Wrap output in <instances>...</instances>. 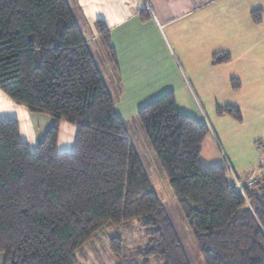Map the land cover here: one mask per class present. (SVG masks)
<instances>
[{
  "label": "trees",
  "instance_id": "obj_1",
  "mask_svg": "<svg viewBox=\"0 0 264 264\" xmlns=\"http://www.w3.org/2000/svg\"><path fill=\"white\" fill-rule=\"evenodd\" d=\"M252 12L258 21L259 10ZM95 25L116 64L107 26ZM229 59L218 52L212 60ZM231 87L237 90L240 81L232 78ZM0 88L54 118L33 151L20 139L16 119L0 120L3 264H78L77 253L87 243L96 247L99 230L133 219L148 237L137 252L143 264L151 258L194 264L149 163L114 110L112 89L71 0H0ZM216 111L242 120L236 105H217ZM135 119L192 233L200 264H264V178L243 184V195L227 167L206 165L200 154L208 126L179 111L173 91L144 105ZM61 120L76 127L72 152H57ZM107 240L112 255L121 257L122 237Z\"/></svg>",
  "mask_w": 264,
  "mask_h": 264
},
{
  "label": "crops",
  "instance_id": "obj_2",
  "mask_svg": "<svg viewBox=\"0 0 264 264\" xmlns=\"http://www.w3.org/2000/svg\"><path fill=\"white\" fill-rule=\"evenodd\" d=\"M199 1L71 0L112 89L114 110L127 123L128 118L134 119L140 108L169 91L174 92L179 111L205 123L206 116L204 118V110L197 99V92H203V80L194 66L202 39V33L196 26L203 22L213 26L223 25L225 42H230L229 47L214 45V49L223 50L220 53H229L230 59L215 65L214 79L208 80V84L215 83L229 89L231 79L237 78L240 88L244 84L264 88V66L260 65L262 61L258 55L253 56L264 42V0H206L207 4L198 6ZM203 9L206 10L201 12ZM254 10H259L258 21L255 20L257 15H253ZM96 21L104 22L109 30L116 64L99 37ZM200 21L202 23L198 25ZM248 30L253 31L256 37L249 39ZM211 36L215 41L218 36L223 38L215 28ZM254 41H257L255 47ZM231 45L238 51L237 61L233 58ZM204 96H207L205 92ZM229 104L242 109V105L234 101ZM1 119L18 121L19 137L31 151L44 139L54 123L51 115L29 110L0 88ZM222 136L226 138L223 133ZM75 138L76 127L61 120L57 152H72ZM237 176L244 179L247 174L240 170ZM3 262L4 253L0 252V264Z\"/></svg>",
  "mask_w": 264,
  "mask_h": 264
},
{
  "label": "rangeland",
  "instance_id": "obj_3",
  "mask_svg": "<svg viewBox=\"0 0 264 264\" xmlns=\"http://www.w3.org/2000/svg\"><path fill=\"white\" fill-rule=\"evenodd\" d=\"M205 2L206 0H200L197 2V5L200 6L208 3ZM204 10L206 9H203L201 12H204ZM201 23L202 21L198 25ZM239 27L241 30L242 25ZM196 28L202 33V39L201 46L196 51L194 66L200 72L201 79L203 80V92L202 94H200V91L199 93L197 92V99L200 108L204 110V118L206 116L204 122L209 129L202 143L200 158L206 165H224L227 167L228 178L232 180L230 169L234 171L235 175H240V170L248 175L254 168L256 170V166L260 162L258 145L264 144V88H252L244 84V87L234 90L231 86L228 89V87L215 83H213L214 85H209L208 80L214 79L217 70L215 68L217 63H213L212 60L213 54L223 52L220 48L214 49V45L217 47L221 45L229 47L230 42H225L223 34L225 27L223 25L215 24L213 26L203 22L202 25L196 26ZM214 28L217 30L218 35H222L223 38L218 36L216 41L213 39L211 34ZM253 34V31L248 30L247 35L249 39L254 36L256 37ZM253 44L255 47L257 41H254ZM261 45L264 49V42ZM231 47H233L231 48L232 53H234L232 54L233 58L237 61L236 53L238 51L233 45ZM262 47L253 56L258 55V59L262 61L260 65L264 66ZM262 84H264V81ZM204 92L207 96H204ZM231 101L242 105V109L239 108L242 120L238 121L226 114H217V105L229 104ZM128 126L133 143L137 146L143 159L149 163L153 185L166 204L175 227L181 236L183 245L190 254L193 263L200 264L192 233L172 196L163 173L156 163L154 155L143 135L142 128L135 117L134 119L128 118ZM222 133L226 137L225 139H223ZM111 235H119L123 239L121 257H114L109 250L107 238ZM147 238L146 230L140 225L138 219L124 222L117 227L103 228L98 231V236L94 239L93 243H96V247H91V243H87L84 246L83 252L77 253L78 264H143L145 258L140 257L137 252L144 249ZM156 262L159 264L155 258L150 259V264H156Z\"/></svg>",
  "mask_w": 264,
  "mask_h": 264
},
{
  "label": "built area",
  "instance_id": "obj_4",
  "mask_svg": "<svg viewBox=\"0 0 264 264\" xmlns=\"http://www.w3.org/2000/svg\"><path fill=\"white\" fill-rule=\"evenodd\" d=\"M258 148L260 150V158H261V160H260L259 164L257 165L256 170L254 169V171L252 172V174L248 178L243 179V180L239 179L234 174V172L231 169L235 190H237L238 192H240L243 195H244V186H243V184L246 183V185H252L257 180L264 178L263 177L264 176V144L263 145H259Z\"/></svg>",
  "mask_w": 264,
  "mask_h": 264
}]
</instances>
